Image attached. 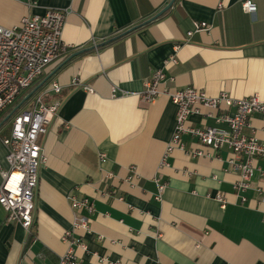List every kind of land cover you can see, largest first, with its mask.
Returning <instances> with one entry per match:
<instances>
[{
    "label": "crops",
    "instance_id": "obj_1",
    "mask_svg": "<svg viewBox=\"0 0 264 264\" xmlns=\"http://www.w3.org/2000/svg\"><path fill=\"white\" fill-rule=\"evenodd\" d=\"M169 1L0 0V26L8 29L48 9L65 13V52L36 93L53 83L61 87L43 97L61 106L42 139L35 220L27 232L0 210V264H57L69 250L81 264H264V176L256 173L236 193L239 174L228 167L230 152L189 136L181 138L185 151L172 150L162 164L175 126V90L264 98V0H250L251 14L242 9L245 0H176L144 24ZM197 23L209 31L188 38ZM156 70L173 82L160 84V95L146 103L144 82ZM188 125L226 129L201 114L191 115ZM243 135L264 144V115L251 116ZM5 155L0 140V168ZM255 163L264 172V160ZM156 179L166 185L160 200ZM72 198L89 200L93 212L72 210ZM79 217L88 230L75 227Z\"/></svg>",
    "mask_w": 264,
    "mask_h": 264
},
{
    "label": "built area",
    "instance_id": "obj_2",
    "mask_svg": "<svg viewBox=\"0 0 264 264\" xmlns=\"http://www.w3.org/2000/svg\"><path fill=\"white\" fill-rule=\"evenodd\" d=\"M242 9L251 14L256 11V6L252 1L245 0ZM64 20V12L48 9L42 15L24 17L13 28L0 26V117L65 52L61 42ZM209 29L210 25L197 23L187 33V37L190 38L198 32H208ZM169 62L175 63L174 56L169 58ZM172 82L173 78L166 77L163 70H156L144 82L142 100L146 103L153 102L160 95V84ZM73 86L80 87L79 81L75 80ZM82 88L90 91L88 86ZM60 91L61 87L53 83L46 92L32 95L27 104L12 115L6 127L7 134L2 136L3 130H0V140L6 148V168H0V210L6 213L8 221L17 222L27 232L35 220L34 199L39 171L45 162L42 139L61 106L60 101L45 103L43 97L47 93L57 95ZM170 100L176 107L175 126L162 164L172 150L185 151L181 138L189 136L204 147L215 151L226 148L230 152L228 167L239 174V180L234 184L236 193L247 190L256 173L264 176V172L255 163L258 159L264 160V144L253 136L243 135L244 129L250 127L251 116L264 115V98L252 95L235 100L224 92L217 97H209L202 90L187 87L171 93ZM198 107L208 112L202 114ZM193 114L209 117L216 124L225 125L226 129L206 125L190 126L188 121ZM188 154L195 157L204 155L202 151H190ZM99 160L105 162L106 155L99 154ZM155 183L158 188L156 200H160L166 185L157 179ZM103 193L108 197L113 194L110 190H104ZM216 200L224 205L220 194ZM241 201L245 202V199L242 198ZM70 205L76 212L83 209L88 213L93 212V204L87 199L79 201L72 198ZM75 227L89 229L87 220L81 217L76 218ZM69 236L67 233L65 239ZM57 264L81 263L74 252L69 250L59 258Z\"/></svg>",
    "mask_w": 264,
    "mask_h": 264
},
{
    "label": "trees",
    "instance_id": "obj_3",
    "mask_svg": "<svg viewBox=\"0 0 264 264\" xmlns=\"http://www.w3.org/2000/svg\"><path fill=\"white\" fill-rule=\"evenodd\" d=\"M169 2H170V1H169ZM175 2H176V0H175ZM127 31H128V30H127ZM127 31L122 32V33H120V34H118V35H116V36H113L112 38H109L108 40H112V41L110 42V43H112V42H114L115 40H117V38L123 36ZM132 31H133V30H132ZM130 32H131V31H130ZM108 40L102 42V44L105 43V42H107ZM107 44H109V43H106V44H104V45H107ZM104 45H103V46H104ZM62 63H63V62H62ZM45 79H46L45 76L41 77V78H40L35 84H33L28 90H26L25 92H23L22 95H21V96H20V97H19V98L13 103V105L1 115V117H0V130H1L2 128H4V126L6 125V123H8V122L10 121L12 115H14V114L17 113L18 111H20V110L24 107V105L27 104V102H28L29 100L26 101L25 103H23V104L21 105V102L24 100V98H25L28 94H30L31 92H33L34 90H36V91L34 92L33 95H35V94L39 91V89H40V88L46 83ZM9 115H11L10 118H9L8 120H5ZM5 134H7V133H6V132H3L1 135L4 136Z\"/></svg>",
    "mask_w": 264,
    "mask_h": 264
},
{
    "label": "water",
    "instance_id": "obj_4",
    "mask_svg": "<svg viewBox=\"0 0 264 264\" xmlns=\"http://www.w3.org/2000/svg\"><path fill=\"white\" fill-rule=\"evenodd\" d=\"M175 2V0H170V2L162 9V10H160L155 16H153L150 20H148L147 22H145L144 24H147V23H149V22H151V21H153V20H155V19H157V18H159L160 16H162L165 12H167L170 8H171V6L173 5V3ZM137 27H134V28H132V29H130V30H128L125 34H127V33H129L130 31H132V30H134V29H136ZM112 40H108L107 42H105V43H101V44H99L98 46H94L92 49H97V48H99V47H101V46H103L104 44H106V43H110ZM91 49V50H92ZM89 51V50H88ZM84 52H87V49H85V50H80V51H78V52H76V53H74V54H72L66 61H68V60H70L71 58H73V57H75V56H77V55H80V54H82V53H84ZM48 79V78H47ZM36 90H34L33 92H31L30 94H28L25 98H24V100L21 102V105L25 102V101H27L33 94H34V92H35ZM10 116L11 115H9L5 120H8L9 118H10Z\"/></svg>",
    "mask_w": 264,
    "mask_h": 264
},
{
    "label": "rangeland",
    "instance_id": "obj_5",
    "mask_svg": "<svg viewBox=\"0 0 264 264\" xmlns=\"http://www.w3.org/2000/svg\"><path fill=\"white\" fill-rule=\"evenodd\" d=\"M9 122H10V121H9ZM9 122H8V123H6V125L4 126V128H5V127H7V125L9 124ZM4 128H2V129H4Z\"/></svg>",
    "mask_w": 264,
    "mask_h": 264
}]
</instances>
